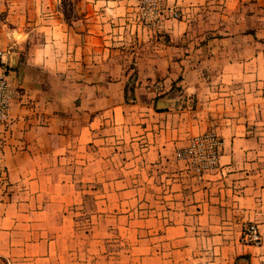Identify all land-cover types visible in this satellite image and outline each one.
<instances>
[{"label": "crops", "instance_id": "1", "mask_svg": "<svg viewBox=\"0 0 264 264\" xmlns=\"http://www.w3.org/2000/svg\"><path fill=\"white\" fill-rule=\"evenodd\" d=\"M249 1L162 0L166 18L150 28L141 0H0V77L16 90L0 130V264H57L68 230L57 219H70V187L92 168H180L176 150L213 128L220 168L198 179L182 162L166 232L182 235V264H264V19L249 14L240 35H192L212 3L230 15ZM249 223L261 246L241 242Z\"/></svg>", "mask_w": 264, "mask_h": 264}, {"label": "rangeland", "instance_id": "2", "mask_svg": "<svg viewBox=\"0 0 264 264\" xmlns=\"http://www.w3.org/2000/svg\"><path fill=\"white\" fill-rule=\"evenodd\" d=\"M256 2L250 0L230 15L224 11L222 4L212 3L202 13V19L194 26L192 35L197 33L202 37L201 43H204L244 33L248 25L245 19L248 20L249 14L259 13L264 19V8L260 7L258 12ZM171 9L182 14L176 7ZM253 22L256 23V20ZM253 22L250 23L252 28ZM208 131L219 135L214 128L200 134ZM180 150L182 148L176 150L172 161L180 168H168L170 166L167 165L151 172L130 167L121 172L92 168L89 183H77L70 187L74 192L69 201L72 216L69 214L68 220L57 219L59 226L68 227L67 231L65 229L58 235L61 251L57 255L60 258L57 264H182V235L166 232V228L176 226L179 219L164 214L166 200L173 194L172 189L167 188L169 180H182L183 161L178 157ZM94 158L99 159V155L92 154L91 159ZM116 176L120 181L133 176V180L141 184L135 187L125 182L111 184ZM175 189V194L182 193L181 188Z\"/></svg>", "mask_w": 264, "mask_h": 264}, {"label": "built area", "instance_id": "3", "mask_svg": "<svg viewBox=\"0 0 264 264\" xmlns=\"http://www.w3.org/2000/svg\"><path fill=\"white\" fill-rule=\"evenodd\" d=\"M138 13L142 25L155 28L159 27L166 18V7L162 0H141ZM168 16L172 19H179L181 14L175 9H169ZM4 58L5 53L0 51V62ZM15 96L16 90L10 80L1 76L0 130L11 120V108ZM222 155L223 142L214 131L192 137L188 145L178 152V157L186 164L187 170L199 179L220 168ZM241 242L245 245H262V235L255 223H249L243 228Z\"/></svg>", "mask_w": 264, "mask_h": 264}]
</instances>
